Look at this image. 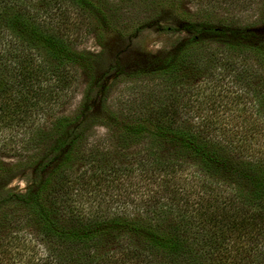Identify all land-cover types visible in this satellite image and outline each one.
I'll return each instance as SVG.
<instances>
[{"label": "trees", "instance_id": "1", "mask_svg": "<svg viewBox=\"0 0 264 264\" xmlns=\"http://www.w3.org/2000/svg\"><path fill=\"white\" fill-rule=\"evenodd\" d=\"M15 1L0 0V28L17 29L27 47L41 49L44 72L54 74L60 85L80 70L88 86L78 112L61 116L50 132L60 160L39 184L8 195L9 205L19 212L0 206V264H264V38L220 27L209 30L193 15L179 14L191 34L184 48L158 68L169 92L125 127L131 137L149 134L182 155L186 161L163 162L149 153L140 162L186 185H174L169 196L147 202L145 217L90 216L68 186L66 166L89 136L90 125L83 120L93 93L94 55L75 49L62 25L41 21L27 0ZM68 1L94 16L102 12L112 22L103 13V0ZM207 32L213 44L201 36ZM31 57L29 50L30 83L43 70L32 65ZM225 73L238 87L231 93L214 84ZM211 83L205 98L214 95L206 100L212 114L193 122L194 94ZM24 103L26 109L30 103ZM215 106L223 108V121L216 120ZM25 109L2 106L0 119ZM10 172L0 158V177ZM162 207L174 212L172 221L162 217ZM22 220L35 227L36 243L18 236Z\"/></svg>", "mask_w": 264, "mask_h": 264}, {"label": "rangeland", "instance_id": "2", "mask_svg": "<svg viewBox=\"0 0 264 264\" xmlns=\"http://www.w3.org/2000/svg\"><path fill=\"white\" fill-rule=\"evenodd\" d=\"M53 1L27 0V4L48 26L62 25L75 49L91 52L95 58L93 93L83 120L90 125L89 136L78 156L66 166L67 179L71 180L68 186L78 194L77 204L86 215L145 217L147 202L156 196H169L174 185H186V180L173 181L171 175L140 162L149 153L157 154L163 162L186 161L182 155L149 134L131 137L125 127L169 92L167 77L158 68L171 53L184 48L191 34L179 14L193 15L209 30L220 27L237 35L254 33L264 38V0H103V13L111 23L103 19L102 12L94 16L68 0ZM2 28L0 108L25 109L24 100L30 103L23 113L0 119V158L11 170L0 177V206L8 204V211L14 214L20 209L9 205L8 195L39 184L60 160L50 132L61 116L78 112L88 77L74 71L71 82L60 85L54 74L44 72L46 59L41 49L27 47L17 29ZM205 34L201 35L207 36L203 37L205 43L213 44V37ZM29 50L32 65L43 69L31 83L25 59ZM214 84L224 93L238 88L228 73L218 75ZM211 89L212 83L194 94L193 122L212 114V104L206 100L214 95L205 98ZM215 108V119L223 121V108ZM195 175L199 177L197 172ZM162 210V217L172 221L174 212L168 207ZM5 228L8 234L13 233ZM16 228L19 237L37 242L36 229L27 221L22 220Z\"/></svg>", "mask_w": 264, "mask_h": 264}]
</instances>
